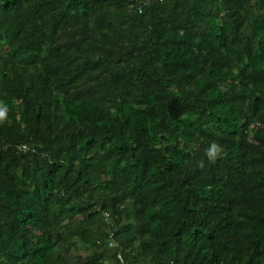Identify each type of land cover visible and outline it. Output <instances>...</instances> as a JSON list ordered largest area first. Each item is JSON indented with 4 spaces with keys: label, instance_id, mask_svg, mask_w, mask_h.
<instances>
[{
    "label": "trees",
    "instance_id": "1",
    "mask_svg": "<svg viewBox=\"0 0 264 264\" xmlns=\"http://www.w3.org/2000/svg\"><path fill=\"white\" fill-rule=\"evenodd\" d=\"M0 104V264H264V0H0Z\"/></svg>",
    "mask_w": 264,
    "mask_h": 264
},
{
    "label": "clouds",
    "instance_id": "2",
    "mask_svg": "<svg viewBox=\"0 0 264 264\" xmlns=\"http://www.w3.org/2000/svg\"><path fill=\"white\" fill-rule=\"evenodd\" d=\"M7 113H8V108L0 104V122H3L7 118ZM193 147H196L193 145ZM223 152V148L220 144L217 142L213 141L210 143V145L204 149V155L207 158L209 163L215 164L220 158L221 154ZM199 167H204V161L203 159L198 162Z\"/></svg>",
    "mask_w": 264,
    "mask_h": 264
},
{
    "label": "built area",
    "instance_id": "3",
    "mask_svg": "<svg viewBox=\"0 0 264 264\" xmlns=\"http://www.w3.org/2000/svg\"><path fill=\"white\" fill-rule=\"evenodd\" d=\"M21 149H22L24 152H26L27 150H29V148H28L27 146H23V147H21Z\"/></svg>",
    "mask_w": 264,
    "mask_h": 264
},
{
    "label": "rangeland",
    "instance_id": "4",
    "mask_svg": "<svg viewBox=\"0 0 264 264\" xmlns=\"http://www.w3.org/2000/svg\"><path fill=\"white\" fill-rule=\"evenodd\" d=\"M248 66H251V60L247 61Z\"/></svg>",
    "mask_w": 264,
    "mask_h": 264
}]
</instances>
